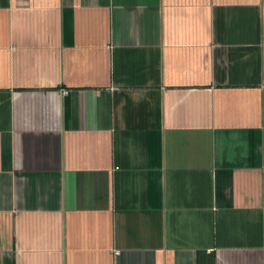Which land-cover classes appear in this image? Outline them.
Wrapping results in <instances>:
<instances>
[{
    "label": "crops",
    "instance_id": "crops-1",
    "mask_svg": "<svg viewBox=\"0 0 264 264\" xmlns=\"http://www.w3.org/2000/svg\"><path fill=\"white\" fill-rule=\"evenodd\" d=\"M0 264H264V0H0Z\"/></svg>",
    "mask_w": 264,
    "mask_h": 264
},
{
    "label": "built area",
    "instance_id": "built-area-1",
    "mask_svg": "<svg viewBox=\"0 0 264 264\" xmlns=\"http://www.w3.org/2000/svg\"><path fill=\"white\" fill-rule=\"evenodd\" d=\"M64 94H66V92L64 91Z\"/></svg>",
    "mask_w": 264,
    "mask_h": 264
}]
</instances>
